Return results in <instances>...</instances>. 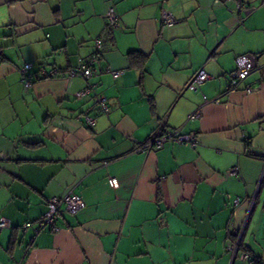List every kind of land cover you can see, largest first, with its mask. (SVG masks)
Instances as JSON below:
<instances>
[{"label":"crops","instance_id":"0c3cea01","mask_svg":"<svg viewBox=\"0 0 264 264\" xmlns=\"http://www.w3.org/2000/svg\"><path fill=\"white\" fill-rule=\"evenodd\" d=\"M245 1L249 13L226 0H0V218L11 223L0 264H246L226 249L241 227L240 250L264 256V0ZM247 52L255 68L229 88ZM96 53L97 75H67ZM23 62L60 73L26 88ZM163 121L195 144L143 148ZM69 188L84 206L62 211L56 233H35L46 199Z\"/></svg>","mask_w":264,"mask_h":264},{"label":"built area","instance_id":"2783aa9c","mask_svg":"<svg viewBox=\"0 0 264 264\" xmlns=\"http://www.w3.org/2000/svg\"><path fill=\"white\" fill-rule=\"evenodd\" d=\"M231 1L235 4L236 8L239 11L244 13H249L252 11L255 6L247 3L245 0H226ZM107 25L110 29H113L119 25V20L117 15L114 13L112 8H109L106 14ZM162 20L167 25H172L174 22L173 16L167 12H162ZM102 39L100 37L95 38V44L97 47H100ZM3 59V55L0 48V60ZM98 59V54H94L89 57L87 60H79L76 66L71 67L67 71V75L74 76L79 75L86 79H89L92 76L98 74V69L95 65ZM256 65V56L253 53H243L238 55L235 58V68L229 72V88H235L238 84L243 81L250 72L255 68ZM36 67V68H35ZM19 71L22 77V82L26 88L31 87L33 84L36 75L42 76H57L60 73L58 67L52 66L49 70L46 69L44 63H31L23 62L19 66ZM106 72H109L114 79L122 75L123 70H114L109 67L105 68ZM207 78V74L200 70L198 71L187 84L188 87L196 89L201 82ZM247 91L252 90V88L247 87ZM94 91V84L88 83L84 88L75 93L77 99L84 98L90 95ZM95 104L99 113H107L109 106L102 95H95ZM203 100L205 102L209 101L207 96L203 95ZM216 102H219V98L213 99ZM198 112L195 111L190 114L189 117L198 116ZM83 118L87 126L92 127L96 121V117L90 115L87 111L83 113ZM167 141L175 142L182 144L184 142H191L192 145L195 144V136L192 133L183 134L178 130H171L167 128L164 121L157 127L155 132H153L150 139L144 143L143 148H159L162 147ZM232 174L236 173V169L232 168L230 171ZM108 183L111 186L117 184V179L115 177H110ZM238 199H235L234 202H237ZM84 202L79 194L75 193L72 188H69L64 194L60 196H50L46 199V209L35 221V233H38L42 230H48L51 233H56L59 230L58 220L61 217L62 211H66L70 214H76L82 207ZM30 223L25 222L22 224L21 228L24 231ZM11 226L10 220L1 217L0 218V229L9 228ZM243 227L238 230H229L230 242L227 244L226 249L231 252L232 258H239L244 261L246 264H264V256H259L256 254L249 253L245 250H240V240L243 234ZM28 248L24 252L26 255ZM16 264H22L21 261H18Z\"/></svg>","mask_w":264,"mask_h":264},{"label":"trees","instance_id":"16d2710c","mask_svg":"<svg viewBox=\"0 0 264 264\" xmlns=\"http://www.w3.org/2000/svg\"><path fill=\"white\" fill-rule=\"evenodd\" d=\"M128 57H129L130 61L133 62V63H135V64H140V65L143 64L144 56L138 50H131V51H129L128 52ZM39 63H44V62H39ZM37 77L38 76L36 75V78ZM39 77H41V75Z\"/></svg>","mask_w":264,"mask_h":264},{"label":"water","instance_id":"95a60500","mask_svg":"<svg viewBox=\"0 0 264 264\" xmlns=\"http://www.w3.org/2000/svg\"><path fill=\"white\" fill-rule=\"evenodd\" d=\"M235 258V257H234ZM234 258H232V259H234Z\"/></svg>","mask_w":264,"mask_h":264}]
</instances>
